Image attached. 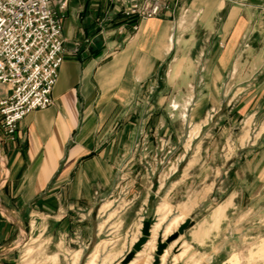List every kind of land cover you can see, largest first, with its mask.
Instances as JSON below:
<instances>
[{
  "label": "rangeland",
  "instance_id": "374dc122",
  "mask_svg": "<svg viewBox=\"0 0 264 264\" xmlns=\"http://www.w3.org/2000/svg\"><path fill=\"white\" fill-rule=\"evenodd\" d=\"M211 45L202 37L181 60L192 74L174 75L167 62L143 85L113 195L63 224L65 213L37 219L14 264H264V58L251 53L264 41L243 43L240 71L216 89L203 73Z\"/></svg>",
  "mask_w": 264,
  "mask_h": 264
},
{
  "label": "crops",
  "instance_id": "0c3cea01",
  "mask_svg": "<svg viewBox=\"0 0 264 264\" xmlns=\"http://www.w3.org/2000/svg\"><path fill=\"white\" fill-rule=\"evenodd\" d=\"M60 2H51L64 14L52 102L25 115L12 137L0 127V264L15 263L17 241L41 228L37 219L65 213L58 214L63 224L113 195L143 85L163 63L174 75L192 74L181 62L206 37L212 45L203 73L216 89L225 74L240 71L233 59L247 52L242 44L264 41V0H168L145 20L124 16L115 0H69L63 10ZM96 36L103 44L92 50ZM253 50L264 58V49Z\"/></svg>",
  "mask_w": 264,
  "mask_h": 264
},
{
  "label": "built area",
  "instance_id": "2783aa9c",
  "mask_svg": "<svg viewBox=\"0 0 264 264\" xmlns=\"http://www.w3.org/2000/svg\"><path fill=\"white\" fill-rule=\"evenodd\" d=\"M68 1L61 0V10ZM115 1L124 16L141 20L157 16L168 6V0ZM51 2L0 0V127L11 137L25 115L52 102L64 58V14Z\"/></svg>",
  "mask_w": 264,
  "mask_h": 264
},
{
  "label": "water",
  "instance_id": "95a60500",
  "mask_svg": "<svg viewBox=\"0 0 264 264\" xmlns=\"http://www.w3.org/2000/svg\"><path fill=\"white\" fill-rule=\"evenodd\" d=\"M103 44L102 39L99 36H96L93 38L91 44H90V48L92 50H95L97 48H100ZM189 224V218H186L178 227L177 231H175L172 235H170L168 238L165 239V241H159L157 243V249H156V254L160 255L162 254L164 248L166 247V245L172 240L174 239V237L177 235V233H182L183 230L187 227V225ZM150 222L149 221H144L143 222V227H142V233L143 236H147L150 232ZM144 237L141 238V240H143ZM139 243L136 245V249L138 248ZM129 258V257H127ZM157 261H154L153 264H156Z\"/></svg>",
  "mask_w": 264,
  "mask_h": 264
}]
</instances>
